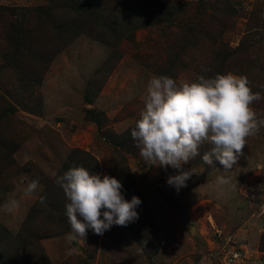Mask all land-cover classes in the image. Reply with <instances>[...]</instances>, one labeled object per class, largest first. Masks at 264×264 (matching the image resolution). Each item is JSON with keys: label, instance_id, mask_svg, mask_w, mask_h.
Masks as SVG:
<instances>
[{"label": "rangeland", "instance_id": "obj_1", "mask_svg": "<svg viewBox=\"0 0 264 264\" xmlns=\"http://www.w3.org/2000/svg\"><path fill=\"white\" fill-rule=\"evenodd\" d=\"M151 1L181 11L175 21L158 26L130 31L118 25L107 32L109 0L87 27L91 34L60 49L43 71L39 54L24 52L14 68L8 52L16 50L15 30L38 27L31 9L48 1L0 0V142L8 145L0 153V249L9 264L21 254L20 231L29 213L57 190L55 175L64 173L76 152L92 156L97 173L122 184L128 171L135 193L122 194L129 201L140 198L139 218L126 227L114 224L103 235L88 229L84 240H73L71 228L55 229L54 211L38 215L46 257L41 264H264V126L247 138L229 173L218 161L203 162L207 143L180 170L153 166L130 135L152 77L208 78L205 69L214 58L219 68L209 72L244 75L264 97V0ZM104 30L111 43L100 39ZM20 34L19 43L27 45L28 33ZM252 107L257 119H264V98ZM180 171L191 176L177 192L167 179ZM219 175L235 184L222 196L215 189ZM33 180L40 186L28 194ZM10 199L19 206L8 212L4 205Z\"/></svg>", "mask_w": 264, "mask_h": 264}, {"label": "clouds", "instance_id": "obj_2", "mask_svg": "<svg viewBox=\"0 0 264 264\" xmlns=\"http://www.w3.org/2000/svg\"><path fill=\"white\" fill-rule=\"evenodd\" d=\"M262 98L260 92L252 91L246 76L231 72L180 82L167 75L154 76L143 95V107L130 135L139 155L153 166L180 170L182 164L200 156L201 145L207 143L210 150L202 155L203 162L213 166L218 161L222 172L229 173L247 138L264 126V119L258 120L252 107ZM190 176V171H180L169 176L167 183L178 192ZM54 182L66 197V216L73 240H84L88 229L103 235L114 224L126 227L139 218L136 209L140 198L134 195L130 201L125 199L123 185L115 177L73 166L62 175H55ZM39 186V181L33 180L25 191L31 194ZM234 188L230 176L216 177L218 195ZM18 206L16 199H10L4 208L11 212Z\"/></svg>", "mask_w": 264, "mask_h": 264}, {"label": "trees", "instance_id": "obj_3", "mask_svg": "<svg viewBox=\"0 0 264 264\" xmlns=\"http://www.w3.org/2000/svg\"><path fill=\"white\" fill-rule=\"evenodd\" d=\"M48 5L43 7L32 8L31 12L34 13L37 26L35 29H24L22 27L15 30L14 36H11L13 45H15V52L12 55L8 52L9 64L12 67L19 66L20 58L24 56L26 52L29 56L34 54H39L40 57L45 59L42 62L41 70H45L47 63L50 58L58 53L60 49L69 45L76 37L82 33H89V28L91 29V24L93 25V20H97L102 11V5L109 3V0H47ZM113 6L110 8L109 13H107V20L105 22L106 27H108L107 32H115L116 27L124 25L121 29L135 30L139 25L146 26H158L171 21H175L178 17L181 9L178 7L171 6L169 8L166 5H161L159 2L157 4L155 1L151 0H112ZM167 9V10H166ZM176 16V17H175ZM102 17V16H101ZM20 32L28 33L27 45L19 43L21 39ZM33 32H36L34 35ZM104 33L100 35V39L104 42L111 43L110 40L105 36ZM210 38V39H215ZM23 44V45H22ZM45 46H48L45 48ZM46 49V52L44 51ZM222 49V48H221ZM223 50V49H222ZM224 51V50H223ZM225 52V51H224ZM223 52V55H224ZM41 58V59H42ZM211 62V61H210ZM216 58L211 62L209 71L211 67L214 70H218L219 65L215 64ZM206 70V75L209 77H214L211 72ZM209 73V74H208ZM29 75V74H28ZM24 79H28L24 76ZM39 79V78H36ZM90 115H95L92 111L88 112ZM95 117H92V119ZM98 122V120H97ZM99 123V122H98ZM8 149L7 143L5 141L0 142V153ZM77 155H72L68 162L63 167L64 172L69 168L76 166H83L93 174H97L98 163L97 161L85 152H76ZM126 176H122L123 187L121 192L123 194L132 195L134 191V183L128 171H126ZM57 189L49 193V195L42 196L43 202L39 200L40 204L34 207L29 213L26 222L24 223L20 231V245L21 250L20 256L10 264H41L42 261L46 260V257L42 253V249L39 245V241L42 236L37 235L36 223L38 218L54 211L55 214V229L60 231H68L70 229V224L66 216L65 204L66 200L64 198V192L57 186ZM43 205V207L41 206ZM78 219L82 217L78 216ZM4 231V229H2ZM2 230H0V236L4 237ZM7 234V232L5 233ZM6 239V238H5ZM143 250L147 253L148 250L142 246ZM157 253V248L155 251ZM5 255L0 249V264H9L4 261Z\"/></svg>", "mask_w": 264, "mask_h": 264}]
</instances>
